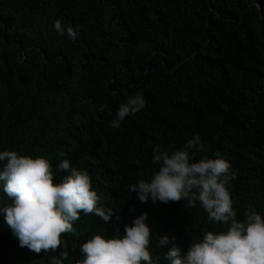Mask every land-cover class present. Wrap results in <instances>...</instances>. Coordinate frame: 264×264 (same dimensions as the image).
<instances>
[{"label":"trees","instance_id":"trees-1","mask_svg":"<svg viewBox=\"0 0 264 264\" xmlns=\"http://www.w3.org/2000/svg\"><path fill=\"white\" fill-rule=\"evenodd\" d=\"M0 264H264V0H0Z\"/></svg>","mask_w":264,"mask_h":264},{"label":"water","instance_id":"water-1","mask_svg":"<svg viewBox=\"0 0 264 264\" xmlns=\"http://www.w3.org/2000/svg\"><path fill=\"white\" fill-rule=\"evenodd\" d=\"M258 6V5H257Z\"/></svg>","mask_w":264,"mask_h":264}]
</instances>
